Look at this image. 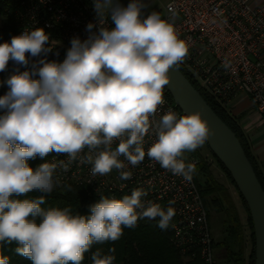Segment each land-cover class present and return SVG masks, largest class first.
Listing matches in <instances>:
<instances>
[{
  "label": "clouds",
  "instance_id": "clouds-1",
  "mask_svg": "<svg viewBox=\"0 0 264 264\" xmlns=\"http://www.w3.org/2000/svg\"><path fill=\"white\" fill-rule=\"evenodd\" d=\"M143 7L142 0H130L126 7L95 0L97 31L96 24L88 23L87 39L73 37L63 62L47 59L53 50L50 34L40 27L25 28L0 43V72L10 61L26 68L3 82L8 91L0 96V246L15 243V253L32 264H82L94 244L119 240L124 228H135L138 220H157L166 230L175 216L173 201L165 209L144 200L142 189L119 199L100 196L88 215L74 214L70 206L45 209V196L61 183L58 167L67 171L87 148L93 177L115 169L119 179L129 180L132 173L119 158L135 167L147 155L191 182L197 169L185 163V153L215 134L198 110L180 115L169 108L151 119L165 103L170 71L184 62L188 47L174 23L159 12L142 18ZM108 19L114 27L105 26ZM29 57L41 58L28 68ZM150 132L156 139L146 152ZM53 152L67 154L68 162L30 167V159ZM30 192L41 195L20 198ZM114 252V247L109 254L97 249L91 262L114 264ZM0 264H10V257L0 253Z\"/></svg>",
  "mask_w": 264,
  "mask_h": 264
},
{
  "label": "built area",
  "instance_id": "built-area-1",
  "mask_svg": "<svg viewBox=\"0 0 264 264\" xmlns=\"http://www.w3.org/2000/svg\"><path fill=\"white\" fill-rule=\"evenodd\" d=\"M9 5L18 35L25 28L36 27L50 34L53 50L47 55L49 61L63 62L73 37L87 39L88 23L97 25L93 31L98 29L94 7L86 0H11ZM164 10L162 18L174 23L179 38L188 47V54L178 68L180 72L227 110L236 96L249 98L264 124V3L259 0H168ZM105 26L112 28L114 24L108 19ZM40 58H31L27 67L31 68ZM24 70L23 66L21 71ZM163 95L165 103L151 119L158 120L169 108L184 115L165 89ZM155 139L151 132L145 137L146 152ZM118 143V140L113 143V149ZM89 154L85 148L67 171L57 168L56 176L61 183L55 189L76 185L84 187L90 196L117 199L131 195L134 189H142L147 193L144 200L159 203L164 208L173 201L175 216L169 228L174 247L189 262L219 264L194 177L188 182L174 176L147 155L135 167L123 156L119 158L125 163V170L132 173L129 180L119 179L115 169L106 176L93 177L91 164L86 160ZM60 160L67 163V154L50 153L41 163ZM197 162L185 159V163L197 165ZM149 221L152 220H138L137 226Z\"/></svg>",
  "mask_w": 264,
  "mask_h": 264
},
{
  "label": "trees",
  "instance_id": "trees-1",
  "mask_svg": "<svg viewBox=\"0 0 264 264\" xmlns=\"http://www.w3.org/2000/svg\"><path fill=\"white\" fill-rule=\"evenodd\" d=\"M10 2L11 0H0V19L2 20L0 24V43L10 40L13 35H18L19 32L15 26V20L9 14ZM31 58L33 57H29V60ZM22 67L23 66L10 61L7 70L0 72V96H3L8 91L7 84L3 82L18 68L21 71ZM187 79L191 85L198 90L201 97L205 99L206 103L212 108L220 120L238 137L242 149H244L248 161L251 162L258 181L264 190V174L261 172L259 164L253 156L252 148H250L246 135H244L242 131L239 118L233 116L229 110L212 98L207 97L204 92L193 83L189 76ZM0 114L3 113L0 112ZM204 145L206 149L209 150L207 145ZM209 152L214 163H216L221 172L226 175L227 180L235 189L238 198L241 200L244 211L247 214V220L244 225L236 203L233 201L230 189L217 180L206 158L198 155V162L196 165L197 171L193 177L195 178L197 189H199L202 202L204 203L206 215L208 216V223L210 221V213L213 211L217 214H224L227 218L224 223L225 229L223 231L222 241L217 242L212 238L215 256L217 258L219 257L218 253H216V249H218L219 255L221 258L223 257L225 264H253L255 238H253V226L250 213L248 212L246 203L240 192L235 188L231 176L222 164L219 163L211 150H209ZM44 159L37 156L35 159H30L28 163L30 167L35 169ZM199 175L205 178L204 183H201ZM40 195L41 193L39 192H30L26 197L20 198L32 199ZM99 199L100 197L88 195L84 187L70 185L63 189H54L50 194H47L45 196L46 202L41 205V207L47 209L51 207L64 208L70 206L74 214L79 212L80 214L88 215L89 205L96 203ZM246 226H248L250 230L249 239L251 241V252L249 255L245 251L248 241L246 238ZM171 237L172 232L170 228L168 227L166 230H161L157 226V220L149 221L148 223L138 225L132 229L124 228L123 235L119 240L103 244H94L91 250L85 253L82 264H92L91 255L97 249L102 250L104 254H109L108 249L113 247L115 248V252L111 254L116 257L114 264H183L182 255H180L179 250L174 247L173 242H171ZM16 247L17 245L15 243L2 245L0 246V253L10 257V264H32L29 259L15 253ZM190 264H197V261L191 262Z\"/></svg>",
  "mask_w": 264,
  "mask_h": 264
},
{
  "label": "water",
  "instance_id": "water-1",
  "mask_svg": "<svg viewBox=\"0 0 264 264\" xmlns=\"http://www.w3.org/2000/svg\"><path fill=\"white\" fill-rule=\"evenodd\" d=\"M86 1L94 7L95 0ZM113 3L126 7L130 0H113ZM144 17L146 16L142 11V18ZM170 76L171 82L165 90L180 111L184 114L200 111L215 130V134L205 144L231 176L235 188L246 203L255 238L253 264H264V190L251 162L248 161L238 137L220 120L186 76L179 69H172Z\"/></svg>",
  "mask_w": 264,
  "mask_h": 264
},
{
  "label": "crops",
  "instance_id": "crops-1",
  "mask_svg": "<svg viewBox=\"0 0 264 264\" xmlns=\"http://www.w3.org/2000/svg\"><path fill=\"white\" fill-rule=\"evenodd\" d=\"M168 0H142V9L145 16L153 11L164 15V6ZM264 3V0H259ZM233 116L239 118L242 131L248 140L255 160L258 162L261 172L264 174V124L261 122L257 109L249 98L238 95L229 105Z\"/></svg>",
  "mask_w": 264,
  "mask_h": 264
},
{
  "label": "rangeland",
  "instance_id": "rangeland-1",
  "mask_svg": "<svg viewBox=\"0 0 264 264\" xmlns=\"http://www.w3.org/2000/svg\"><path fill=\"white\" fill-rule=\"evenodd\" d=\"M1 19H0V24H1ZM198 155L199 156H203L204 158H206L207 162L210 163L211 165V170L214 174V176L217 178V180L222 183L223 185H226L231 193H232V198L233 201H235L236 206L238 208V212L241 214V219L243 224L245 225V222L247 220V214L244 211V208L242 206L241 200L238 198V195L235 191V189L232 187V185L229 183V181L227 180L226 175H224L221 170L217 167L216 163H214V160L212 159L209 150L206 149L205 145H203L200 148H197L195 151L190 152V153H185V159L190 160V159H196L198 160ZM199 179L201 181V183L205 182V178L201 175H199ZM226 216L224 214H217L214 211L212 213H210V221H209V227L211 228V235L213 240L218 241H222L223 238V231L225 229V221H226ZM246 234H247V246H246V252L249 255V253L251 252V241H250V230L249 227L246 226ZM216 253H218V258L216 257V259L218 260L219 264H225L224 263V259L223 257L221 258L219 255V251L218 249H216ZM183 258V257H182ZM191 262H189L187 259L183 258V264H190ZM198 264V263H197Z\"/></svg>",
  "mask_w": 264,
  "mask_h": 264
}]
</instances>
